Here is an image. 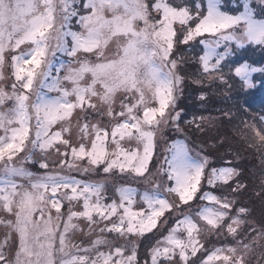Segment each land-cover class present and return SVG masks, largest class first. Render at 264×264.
I'll return each mask as SVG.
<instances>
[{
    "label": "snow or ice",
    "instance_id": "snow-or-ice-1",
    "mask_svg": "<svg viewBox=\"0 0 264 264\" xmlns=\"http://www.w3.org/2000/svg\"><path fill=\"white\" fill-rule=\"evenodd\" d=\"M197 45L194 84L206 77L231 91L239 78L242 89L255 87L264 67L223 69L238 50L264 48V0H0V82L6 65L11 74L0 83V264H252L264 218L250 219L241 202V170L214 167L180 140L154 163L157 133L185 131L177 110L185 62L176 53ZM229 98L241 105L239 94ZM198 100L207 105L211 95L201 90ZM184 123L205 131L203 116ZM241 123L250 146L264 149V116ZM73 173L131 175L151 188L121 185L109 197L106 180ZM255 195L264 201V175ZM197 200L207 204L176 219L141 261L137 241ZM78 231L95 238L75 244ZM202 234L234 243L205 247Z\"/></svg>",
    "mask_w": 264,
    "mask_h": 264
},
{
    "label": "rangeland",
    "instance_id": "rangeland-1",
    "mask_svg": "<svg viewBox=\"0 0 264 264\" xmlns=\"http://www.w3.org/2000/svg\"><path fill=\"white\" fill-rule=\"evenodd\" d=\"M233 4L236 0H231ZM206 3V0H205ZM28 46H22L20 51H26ZM202 45H197L194 48H188L187 46H181L180 50L176 53L178 57H182L185 62L184 76L185 85L183 95L178 99V109H183L181 116V127L185 129L183 133L176 132L174 128L167 127L162 128L161 132L157 133V156L154 158V163L159 161L163 162L162 154L167 144H170L173 140H180L187 142L189 147L192 149V154L196 157L208 156L211 160L212 166H235L241 170L243 173L242 179L248 184V192L241 197V202L245 204L252 210V217L257 222L264 218V201L261 200V204L257 203L255 198V192L260 188V179L264 175V165L261 161V157H245L240 153L239 140L242 138V145H246L250 150L252 147L240 134V130L243 128L242 121L252 122L257 120L260 116H264V74L255 73L254 84L255 87L250 89H242L241 82L239 78H234L230 80L229 83L235 84V87L229 91L228 87L225 85H219V82H210L206 77H200L204 80L202 85H197L193 83V79L199 77L198 71V60L197 56L202 54ZM59 55V54H58ZM231 63L224 67L223 72L225 76L231 75L229 69L234 67L236 62L247 61L256 67H264V48L258 46H247L246 50H238L237 54L229 58ZM4 75L8 78L2 84L11 83L10 67L6 65ZM203 90L211 95V100L207 105H202L198 96L200 91ZM239 94V99L241 101L240 106H236L235 100L229 97H237ZM119 102H117L118 106ZM231 105H235L234 111L231 110ZM231 111L232 119L229 120L227 117L223 116L224 112ZM203 116L206 119L205 131L204 132H194L184 121H189L193 117ZM76 129H73L75 133ZM162 133V134H161ZM221 141L223 145L221 146ZM127 147L128 145L125 144ZM242 149V148H240ZM23 155V154H21ZM250 158V159H248ZM250 160V163H247ZM231 161L229 165L228 162ZM19 158L17 163H19ZM254 166L255 168L251 167ZM33 172H37L38 169L33 165H26ZM251 172L253 173L251 175ZM79 179H86L89 181H103L107 182V194L109 197H115V189L121 185H127L138 189L140 192L148 190L151 185L142 183L139 179H134L131 175H125L121 177L119 175H112L105 177L104 174H91V175H81L80 173H73ZM204 190H210L207 184L202 185ZM227 191V189H223ZM215 194H220V191H215ZM173 199V197H169ZM138 203L135 207L139 208L141 204L139 203V197H137ZM207 204L205 201H194L192 202L191 209L187 206H182L184 209L183 213L173 212L172 220L169 221L162 229L158 225V230H155L156 236L153 238L152 234H147L146 238L142 241L138 240L137 243L140 244L138 250V255L141 261L144 260L147 249L150 245L155 244L157 239H160L167 230L171 228L172 223L180 218L183 214H192L195 218V213L199 211L202 205ZM211 206V205H208ZM76 210H80V205L75 206ZM167 215V214H166ZM81 228H84L85 233L87 232L86 221L78 222ZM201 226L204 227V223L200 221ZM95 238V234L88 236L81 232H76L73 236V243L79 244L81 246H87L91 239ZM201 242L205 243V247L221 246L223 244L234 243L231 237L226 236H215L202 234L200 236ZM211 240L212 243L209 244L206 241ZM123 243V241H120ZM264 249L257 248L255 254L251 256L252 264H256L257 260L260 258V252ZM199 255V254H198Z\"/></svg>",
    "mask_w": 264,
    "mask_h": 264
},
{
    "label": "trees",
    "instance_id": "trees-1",
    "mask_svg": "<svg viewBox=\"0 0 264 264\" xmlns=\"http://www.w3.org/2000/svg\"><path fill=\"white\" fill-rule=\"evenodd\" d=\"M235 105H231V110L232 111H234V109H235V107H234ZM248 141V143L250 144L251 143V141L250 140H247ZM239 146H240V148H242V149H240L239 148V150H240V153L243 155V156H245V157H257L258 159L261 157V161H262V163H263V165H264V149H259V150H257V148H254V147H252V149L250 150L249 148H247L246 147V145H242V138H240V140H239V144H238ZM125 147H127L126 145H124ZM193 155V154H192ZM194 156V155H193ZM195 157V156H194ZM250 158H248V159H250ZM251 161L250 160H248V162L247 163H250ZM252 163V162H251ZM225 166H228V165H225ZM215 167H223V166H215ZM251 167H253V168H255L253 165L251 166ZM253 173L251 172V175H252ZM257 198H259L258 196L255 198V200H257ZM257 203L260 205L261 204V199L259 198V200H257ZM136 206V205H135ZM171 226H173V223H172V225ZM155 231V230H154ZM150 234V233H149ZM148 234V235H149ZM167 234V233H166ZM166 234H164V235H166ZM201 240V239H200Z\"/></svg>",
    "mask_w": 264,
    "mask_h": 264
}]
</instances>
